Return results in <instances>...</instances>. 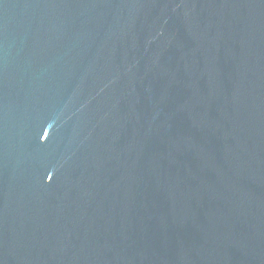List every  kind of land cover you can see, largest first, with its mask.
I'll list each match as a JSON object with an SVG mask.
<instances>
[{"label":"water","instance_id":"95a60500","mask_svg":"<svg viewBox=\"0 0 264 264\" xmlns=\"http://www.w3.org/2000/svg\"><path fill=\"white\" fill-rule=\"evenodd\" d=\"M0 264H264V0H0Z\"/></svg>","mask_w":264,"mask_h":264}]
</instances>
